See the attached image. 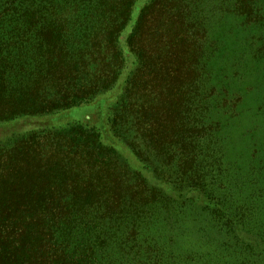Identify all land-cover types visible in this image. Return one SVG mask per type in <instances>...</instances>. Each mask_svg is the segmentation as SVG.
<instances>
[{"label":"trees","instance_id":"16d2710c","mask_svg":"<svg viewBox=\"0 0 264 264\" xmlns=\"http://www.w3.org/2000/svg\"><path fill=\"white\" fill-rule=\"evenodd\" d=\"M140 1L0 0V125L80 109L112 90ZM183 1L140 10L126 39L138 67L108 126L162 180L219 199L209 172L222 125L206 117L198 69L207 31L184 24ZM92 124L87 115L0 146V264H172L147 240L159 221L183 214L181 200L134 171ZM212 212L236 226L234 214Z\"/></svg>","mask_w":264,"mask_h":264},{"label":"rangeland","instance_id":"374dc122","mask_svg":"<svg viewBox=\"0 0 264 264\" xmlns=\"http://www.w3.org/2000/svg\"><path fill=\"white\" fill-rule=\"evenodd\" d=\"M147 1L136 6L122 35L127 64L112 90L80 109L2 124L0 146L33 130L75 125L91 115L103 141L115 144L134 171L181 200L183 214L159 221L147 240L159 241L163 250L172 253V264H264V111H258L264 103V0H184L180 6L187 27L207 31L199 37L204 102L199 107L209 98L211 110L205 116L222 125L215 144L222 155L209 172L215 177L219 199L215 192L208 199L204 193L179 190L175 183L162 180L109 131V114L121 102L127 81L138 67L126 39ZM103 45L108 52L107 44ZM216 208L224 209L230 219L234 214L236 226L216 217L212 212Z\"/></svg>","mask_w":264,"mask_h":264}]
</instances>
